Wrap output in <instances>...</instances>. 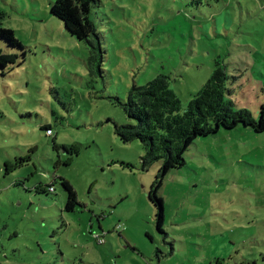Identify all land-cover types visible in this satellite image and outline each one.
<instances>
[{
  "label": "rangeland",
  "instance_id": "1",
  "mask_svg": "<svg viewBox=\"0 0 264 264\" xmlns=\"http://www.w3.org/2000/svg\"><path fill=\"white\" fill-rule=\"evenodd\" d=\"M54 1L0 0V27L22 44L0 38L17 55L0 69V264H264V131L196 141L159 189L162 232L148 195L162 163L143 169L140 141L114 124L130 122L116 97L159 74L186 108L219 60L234 108L259 120L264 0H96L92 43L65 29Z\"/></svg>",
  "mask_w": 264,
  "mask_h": 264
},
{
  "label": "trees",
  "instance_id": "2",
  "mask_svg": "<svg viewBox=\"0 0 264 264\" xmlns=\"http://www.w3.org/2000/svg\"><path fill=\"white\" fill-rule=\"evenodd\" d=\"M96 0H55L51 12L65 25V29L78 40L92 43L99 38V32L90 18L93 3ZM0 38L10 46H21L20 40L11 28L0 27ZM99 40V39H98ZM17 55L6 53L0 48V69L6 70L10 64H16ZM227 65L221 60L204 86L189 101L186 108L170 85V76L159 74L143 85H133L128 98L116 97L130 122L114 121L115 133L124 143L140 141L144 148L141 156L143 169H148L154 162L162 163L160 171L149 191V198L158 208L157 227L164 232L165 223L164 200L159 189L165 176L173 169L186 165V152L200 138L218 133L221 129H236L242 125L251 127L256 132L264 131V102L260 105L259 120L246 108H234V101L229 98L231 79ZM43 129L53 133L51 124ZM6 171L10 167L6 164ZM15 184H18L16 182ZM61 184L67 191L65 209L74 211L81 204L77 191L69 180L61 177ZM49 187H54L50 184ZM44 190L42 188H37ZM53 191V190H52ZM100 236V237H99ZM100 243H104L102 234L94 235ZM99 238H103L102 242Z\"/></svg>",
  "mask_w": 264,
  "mask_h": 264
},
{
  "label": "built area",
  "instance_id": "3",
  "mask_svg": "<svg viewBox=\"0 0 264 264\" xmlns=\"http://www.w3.org/2000/svg\"><path fill=\"white\" fill-rule=\"evenodd\" d=\"M49 133H51V130L49 131ZM51 190H54V187H51ZM96 236H98V234H97ZM99 237H100V236H99ZM102 239H103V238H99V241L102 242V241H103Z\"/></svg>",
  "mask_w": 264,
  "mask_h": 264
}]
</instances>
